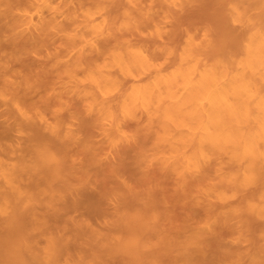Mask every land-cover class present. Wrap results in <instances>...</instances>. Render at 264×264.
I'll return each instance as SVG.
<instances>
[{"label":"clouds","instance_id":"obj_1","mask_svg":"<svg viewBox=\"0 0 264 264\" xmlns=\"http://www.w3.org/2000/svg\"><path fill=\"white\" fill-rule=\"evenodd\" d=\"M0 264H264V0H0Z\"/></svg>","mask_w":264,"mask_h":264}]
</instances>
